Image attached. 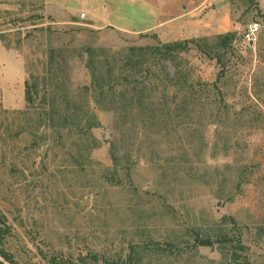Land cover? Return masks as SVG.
I'll use <instances>...</instances> for the list:
<instances>
[{
	"label": "rangeland",
	"instance_id": "374dc122",
	"mask_svg": "<svg viewBox=\"0 0 264 264\" xmlns=\"http://www.w3.org/2000/svg\"><path fill=\"white\" fill-rule=\"evenodd\" d=\"M179 6L191 14L176 34L157 36L116 28L153 21L126 0H0V243L20 264L116 262L137 244L177 255L151 249L144 264H226L231 244L192 246L197 235L227 234L264 264V0ZM92 11L114 26L101 29ZM255 24L260 33L245 42ZM229 33L226 50L218 38ZM193 39L216 56L191 46L177 58L203 102L196 109L180 107L181 96L162 105L160 94L155 120L150 108L118 116L96 107L89 60L116 59L111 69L123 66L124 77L130 47Z\"/></svg>",
	"mask_w": 264,
	"mask_h": 264
},
{
	"label": "trees",
	"instance_id": "16d2710c",
	"mask_svg": "<svg viewBox=\"0 0 264 264\" xmlns=\"http://www.w3.org/2000/svg\"><path fill=\"white\" fill-rule=\"evenodd\" d=\"M152 37L157 39L156 35H152ZM233 38L234 34L231 33L220 36L218 38V45L223 49L230 50ZM202 42H207V40L199 41L193 39L166 45L158 44L141 48L130 47L129 52L132 57L138 58L139 60L133 61L130 56L127 58V62H123L127 70L130 68L134 69L130 75H125L124 77L121 76L123 74L120 73L123 70V66L120 69L118 68V73L116 70L111 69L116 59L109 61V58H107L105 63H96L92 59L89 60L87 67L91 75V96L96 107L99 109L101 108L103 111H113L115 115L118 116L124 115V113L130 116L137 107H143L145 109L156 105L153 100H157V95L160 94L161 98L158 101L162 103V105L170 106L172 98L181 96L180 107L194 105V109H196V107L203 102L201 98H197L194 94L195 89H192L194 88V84L191 86L189 85L188 80L184 76L185 68L179 66L180 63L177 62V58L180 54L187 53L191 46L209 59L216 58L209 48L206 47V44ZM91 55L93 56V53ZM149 56H152L153 63H150V60L147 59ZM218 63L221 64L220 59ZM90 87L88 88L90 89ZM205 88H209V86L205 85ZM162 89H164V92L161 94L160 91H162ZM157 90L159 93H157ZM165 91L168 92L165 93ZM168 93H171V99H166L165 95H168ZM144 109L142 111H145ZM150 110L152 120H155L156 118H154V116L158 115L157 108H150ZM76 115L77 114L73 112V114L69 116L70 120L74 121ZM0 224L3 225V229L0 230V235H3L7 233V227L5 226V219L1 214ZM227 243L232 245L233 255L226 264H252L247 258V255L244 254L246 253L245 246L241 244L239 239L235 240L234 237L228 234L221 235L216 240L212 238H200V236L197 235L192 247H212L215 244L226 245ZM1 247H3V245L0 243V256L7 264H20L12 255ZM151 249L154 254L162 253L169 254L170 256H177L170 246L153 248L148 244H137L131 246L126 258L116 262L105 257L94 255H88L86 257L80 256L79 262L83 264H88L89 262L90 264H144L146 260L144 255ZM5 262L0 261V264H6ZM207 263L214 264L213 262ZM50 264H76V262L71 260L59 261L57 259H51Z\"/></svg>",
	"mask_w": 264,
	"mask_h": 264
},
{
	"label": "crops",
	"instance_id": "0c3cea01",
	"mask_svg": "<svg viewBox=\"0 0 264 264\" xmlns=\"http://www.w3.org/2000/svg\"><path fill=\"white\" fill-rule=\"evenodd\" d=\"M127 3L133 5L135 8L146 11V15L153 18V21L148 24L146 27L140 30H130L122 26H117L116 28L122 29L123 31L133 32V33H153L157 36L165 35L168 36L170 33H177V28L185 18L188 13H181L179 10L180 0H126ZM191 13H189L190 15ZM88 19L91 22H97L102 24L103 27L106 26H114L113 23L109 22L107 19L101 18L100 15L96 14L95 11H92L88 15ZM69 19L63 20L65 24H67ZM226 20L223 18L218 21V25L220 22H225ZM193 25V23H191ZM206 28L200 27V30L205 31L212 28V24H205ZM174 34V35H175Z\"/></svg>",
	"mask_w": 264,
	"mask_h": 264
},
{
	"label": "built area",
	"instance_id": "2783aa9c",
	"mask_svg": "<svg viewBox=\"0 0 264 264\" xmlns=\"http://www.w3.org/2000/svg\"><path fill=\"white\" fill-rule=\"evenodd\" d=\"M81 19H86V14L82 13L80 15ZM260 33V27L258 25L250 26L247 31L244 33V41L251 43L255 40L256 36Z\"/></svg>",
	"mask_w": 264,
	"mask_h": 264
}]
</instances>
